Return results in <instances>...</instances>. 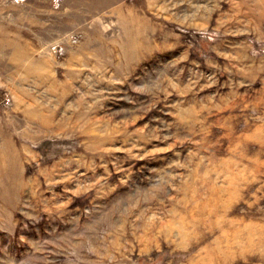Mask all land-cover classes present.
Returning <instances> with one entry per match:
<instances>
[{
    "label": "rangeland",
    "instance_id": "obj_1",
    "mask_svg": "<svg viewBox=\"0 0 264 264\" xmlns=\"http://www.w3.org/2000/svg\"><path fill=\"white\" fill-rule=\"evenodd\" d=\"M0 264H264V0H0Z\"/></svg>",
    "mask_w": 264,
    "mask_h": 264
},
{
    "label": "bare ground",
    "instance_id": "obj_2",
    "mask_svg": "<svg viewBox=\"0 0 264 264\" xmlns=\"http://www.w3.org/2000/svg\"><path fill=\"white\" fill-rule=\"evenodd\" d=\"M13 148V147H12ZM13 151H14V149H13ZM10 152V151H9ZM15 152V151H14ZM14 155V154H13ZM13 161V160H12ZM12 165V164H11ZM11 173V172H10Z\"/></svg>",
    "mask_w": 264,
    "mask_h": 264
}]
</instances>
